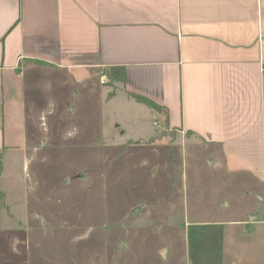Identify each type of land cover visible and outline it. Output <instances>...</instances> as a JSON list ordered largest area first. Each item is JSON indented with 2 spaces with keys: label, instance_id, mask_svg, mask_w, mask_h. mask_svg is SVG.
<instances>
[{
  "label": "crops",
  "instance_id": "obj_1",
  "mask_svg": "<svg viewBox=\"0 0 264 264\" xmlns=\"http://www.w3.org/2000/svg\"><path fill=\"white\" fill-rule=\"evenodd\" d=\"M262 64L264 0H0V157L118 90L200 147L228 194L227 264H264Z\"/></svg>",
  "mask_w": 264,
  "mask_h": 264
},
{
  "label": "rangeland",
  "instance_id": "obj_2",
  "mask_svg": "<svg viewBox=\"0 0 264 264\" xmlns=\"http://www.w3.org/2000/svg\"><path fill=\"white\" fill-rule=\"evenodd\" d=\"M115 93L0 157V264H227L228 194L200 147Z\"/></svg>",
  "mask_w": 264,
  "mask_h": 264
},
{
  "label": "trees",
  "instance_id": "obj_3",
  "mask_svg": "<svg viewBox=\"0 0 264 264\" xmlns=\"http://www.w3.org/2000/svg\"><path fill=\"white\" fill-rule=\"evenodd\" d=\"M107 78L111 82H114V81L117 82L118 78H117V72H115V69H110V72L108 73ZM132 97L134 99H136L137 101L142 102L146 105L159 108L154 102H152L148 98H145L144 96H141V95L136 94V93H132ZM0 167H1V163H0Z\"/></svg>",
  "mask_w": 264,
  "mask_h": 264
},
{
  "label": "water",
  "instance_id": "obj_4",
  "mask_svg": "<svg viewBox=\"0 0 264 264\" xmlns=\"http://www.w3.org/2000/svg\"><path fill=\"white\" fill-rule=\"evenodd\" d=\"M78 177H83V174L80 172V173L78 174Z\"/></svg>",
  "mask_w": 264,
  "mask_h": 264
},
{
  "label": "built area",
  "instance_id": "obj_5",
  "mask_svg": "<svg viewBox=\"0 0 264 264\" xmlns=\"http://www.w3.org/2000/svg\"><path fill=\"white\" fill-rule=\"evenodd\" d=\"M262 67H263V69H264V65L262 64Z\"/></svg>",
  "mask_w": 264,
  "mask_h": 264
}]
</instances>
